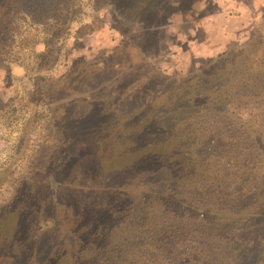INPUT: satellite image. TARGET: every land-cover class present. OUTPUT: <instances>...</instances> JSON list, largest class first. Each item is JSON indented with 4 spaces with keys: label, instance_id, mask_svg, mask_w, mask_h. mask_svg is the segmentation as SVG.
<instances>
[{
    "label": "trees",
    "instance_id": "trees-1",
    "mask_svg": "<svg viewBox=\"0 0 264 264\" xmlns=\"http://www.w3.org/2000/svg\"><path fill=\"white\" fill-rule=\"evenodd\" d=\"M135 1H117L121 24L134 26L138 19L146 32L156 29L165 0ZM198 1L175 5L179 10L188 3L193 11ZM71 13V0H0V51L14 17L67 25ZM192 73L154 88L156 93L169 87L162 102L150 105L153 112L144 111L134 122L143 137L133 135V149L126 151L127 157L132 153L131 167L112 175L126 181L121 190L105 187L103 175L89 172L92 187L75 186L72 202L61 199L56 207L54 179L43 184L52 190L48 196L35 189L39 162L22 177L10 203L0 206V264L7 255L11 264H264V25ZM39 85L31 102L44 90ZM144 107H137L138 114ZM22 137L15 155L23 151ZM119 137L108 143H119ZM45 200L56 210L43 221L32 213L40 214Z\"/></svg>",
    "mask_w": 264,
    "mask_h": 264
},
{
    "label": "rangeland",
    "instance_id": "rangeland-1",
    "mask_svg": "<svg viewBox=\"0 0 264 264\" xmlns=\"http://www.w3.org/2000/svg\"><path fill=\"white\" fill-rule=\"evenodd\" d=\"M117 1L71 0L67 25L54 19L39 24L23 14L10 22L11 37L0 51V206L10 203L19 180L38 162L35 189L48 196L52 190L43 184L54 179L56 207L61 199L72 202L75 186L92 187L94 175L89 172L103 175L105 187L121 190L126 181L112 175L133 164L132 153L127 157L126 151L133 149V135L143 137L137 119L151 114L150 105L162 102L169 87L156 93L154 88L161 90L194 70L199 72L264 25V0H199L193 11L188 3L181 7L184 1L178 10L175 1L180 0H165V14L169 3L172 11L164 14L156 29L146 32L138 19L126 29ZM148 34L155 35L154 43L137 40ZM99 69L106 73L100 76ZM37 82L44 90L38 101L31 102ZM142 104L146 107L138 114ZM21 137L23 151L15 155ZM118 137L119 143H108ZM47 139L50 145L43 150ZM41 207L40 214H32L43 221L56 210L46 200ZM255 236L250 226L251 246ZM9 256L5 264H11Z\"/></svg>",
    "mask_w": 264,
    "mask_h": 264
}]
</instances>
